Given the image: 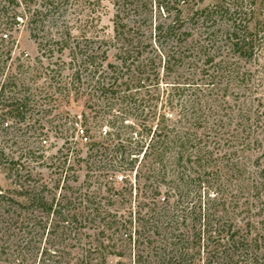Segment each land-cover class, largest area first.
<instances>
[{
  "label": "trees",
  "instance_id": "16d2710c",
  "mask_svg": "<svg viewBox=\"0 0 264 264\" xmlns=\"http://www.w3.org/2000/svg\"><path fill=\"white\" fill-rule=\"evenodd\" d=\"M104 2L113 8L111 35L100 25ZM24 18L37 46L35 61L47 62L39 73L57 86L53 95L130 101L118 117L120 128L102 137L91 135L81 116L80 138L89 146L82 161L94 190L65 180L59 193L58 184L53 191L44 183L25 186L24 177L18 184L23 202L10 203L19 207L29 236L21 242L32 244L37 230L45 235L49 248L41 263L107 264L131 249L134 264H264V208L258 205L264 167L250 176V191L261 196L256 201L247 193L231 217L219 185L208 179V191L193 195L185 173L193 158L207 168L221 159L237 166L246 150L259 153L256 164L264 158V100L254 95H264V0H0L2 42ZM111 49L116 63H108ZM54 53L59 57L50 63ZM17 80L1 83L0 106L21 123L34 95L17 90ZM130 115L138 122L124 125ZM195 127L202 129L199 137ZM70 129L60 132V179L72 169L67 138L76 129ZM135 167L134 185L117 176ZM113 178L124 187L115 189Z\"/></svg>",
  "mask_w": 264,
  "mask_h": 264
},
{
  "label": "rangeland",
  "instance_id": "374dc122",
  "mask_svg": "<svg viewBox=\"0 0 264 264\" xmlns=\"http://www.w3.org/2000/svg\"><path fill=\"white\" fill-rule=\"evenodd\" d=\"M41 1L36 0L37 3ZM212 2L213 0H204V5ZM104 5H106V9L102 12L100 25L104 27L108 35H111L113 8L106 2H104ZM66 20L71 25L73 16L67 15ZM27 23L28 19L24 18L18 25H15L16 28L14 29L16 30L11 32V38L5 39V42L1 41L3 35L0 34V85L10 77L16 80L21 79L17 90L29 89V93L34 95V99L31 100L27 108L25 120L21 123L18 120L9 119L5 115L6 109L0 106V194L4 197L1 199L2 204L0 205V264H42L41 260L45 258L42 252L44 253L45 248H49L48 244L45 243V235L40 237L38 230L32 238V244L25 245V242H21L23 237L26 236V240H28L29 236L22 228L24 222L21 221L24 219L19 214V207L10 203V200L13 199L23 202V199L18 198L15 194V191L19 190L18 184L25 178V186H38L44 183L51 191L58 184L59 187L54 192L59 193L65 180V184L73 188L80 187L82 191L88 188L91 191L94 190L96 183L87 181L85 163L82 161L86 157L89 146L85 145L84 140L80 138V129H84L81 126V120L83 119H81V116L88 118L92 127L91 135L102 137L104 131H114L120 128L121 122L118 117H120L121 112L126 110L130 102L119 96L109 101L106 98L95 101L88 100V97L74 99L70 95L64 99L57 93L53 95V91L57 86L54 82L49 85L48 80L39 73L44 71L42 69L47 66V62L43 61L41 66L35 61L38 57L37 46L29 35L28 28L30 26ZM72 29V34L76 35L77 31L74 27ZM57 57H59L57 53L50 54L47 60L54 63ZM107 57L108 63H116L115 52L112 49L108 52ZM62 59L66 63L71 59L68 51L64 52ZM42 60L46 59L43 58ZM20 65H24L23 68H19ZM56 67L53 66L52 68L55 69ZM161 88L164 89L163 84L159 87V90ZM254 95L264 100V95L259 93ZM227 100L233 104L231 97H228ZM127 119L128 121H125L124 125L138 122L133 115L128 116ZM71 122H73L72 125ZM113 124L115 126L112 129L110 125ZM69 128H71L70 133L73 128L76 129L72 137L67 138L69 143L67 148L71 146L72 150L67 165L72 169L68 171L65 179L63 177L60 179L56 169L60 160L59 151L64 150V139H62L64 136L60 132ZM193 130L198 137L202 133L201 128L195 127ZM135 139L136 137L133 136L132 148H135L137 144ZM126 145L128 146V143ZM27 148L32 149L31 155L26 153ZM137 149L140 151L139 147ZM256 153L247 150L239 153V156L236 157L239 158L237 166L232 165V162L227 159L218 161L217 167L210 164L213 165V168L210 166L209 168H207L208 166L205 167V164L198 161L200 159L193 158L190 160L192 162L188 160L185 172L188 179L191 180L188 189L191 190L193 195L195 193L204 195L208 191L205 181L211 179V183L219 185L226 194L227 205L224 209L229 212L228 215L231 217L233 213L240 209L237 204L244 201L247 193H249L248 197L252 195L256 201L261 196L260 191H250V176L264 167V158H261L256 164ZM136 157L138 158L136 167H138L141 153ZM236 158L231 156V159ZM12 163H16L14 167H12ZM136 167L130 172L120 173L117 176H124V181L127 184H135ZM199 174L200 176H198ZM113 182L117 190L124 187V182L121 183L119 178H113ZM164 191L165 188L162 187L161 193ZM212 193L213 190H209L210 197H212ZM260 201L258 202L259 207L264 208V195ZM21 243L24 245L23 247H21ZM20 248H23L22 252ZM134 253L131 249H127L121 258L109 257L107 264H116L118 261H121L122 264H134ZM142 261L146 260L143 258ZM142 264L148 263L142 262Z\"/></svg>",
  "mask_w": 264,
  "mask_h": 264
}]
</instances>
